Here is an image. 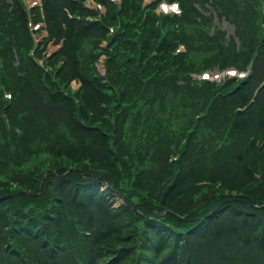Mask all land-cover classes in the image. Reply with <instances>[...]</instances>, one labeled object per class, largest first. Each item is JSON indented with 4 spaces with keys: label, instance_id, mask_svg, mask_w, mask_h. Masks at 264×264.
<instances>
[{
    "label": "trees",
    "instance_id": "16d2710c",
    "mask_svg": "<svg viewBox=\"0 0 264 264\" xmlns=\"http://www.w3.org/2000/svg\"><path fill=\"white\" fill-rule=\"evenodd\" d=\"M84 1L44 0L63 41L46 70L22 1L0 0V264H264V0H99L97 18ZM250 61L223 84L189 74Z\"/></svg>",
    "mask_w": 264,
    "mask_h": 264
},
{
    "label": "rangeland",
    "instance_id": "374dc122",
    "mask_svg": "<svg viewBox=\"0 0 264 264\" xmlns=\"http://www.w3.org/2000/svg\"><path fill=\"white\" fill-rule=\"evenodd\" d=\"M35 1H37V0H25V2L28 3V4H32ZM146 1L150 2L152 0H146ZM92 5L97 6L96 3H92ZM159 10H162V6L159 7ZM166 10H170V8L168 7ZM212 24L215 26V28L217 30H220V33L222 34V36H224V39H226V40H230L231 38L236 36L235 26L233 24H231L228 19L219 18L217 15H213ZM44 33H45L44 31L38 32V34L35 35L36 39L37 40L41 39L43 37ZM57 47L58 46L53 45V44L49 45V49L50 50H54ZM99 67L102 69L101 64H99ZM232 69H234V68H232ZM259 81L256 82V84L259 83ZM72 86H73V90H75V89H77L79 87V84L76 81H72ZM174 102H175L174 98L168 97V104L169 105L174 103ZM163 115L164 116L162 118L165 119V122H168V123H170L171 121L173 122L172 124H169V127L180 126L182 119L177 115L176 110H172V109H170L168 107L167 113L163 114ZM241 235H242V232L237 231L235 233L236 239H238V237H240Z\"/></svg>",
    "mask_w": 264,
    "mask_h": 264
},
{
    "label": "snow or ice",
    "instance_id": "6c2138e0",
    "mask_svg": "<svg viewBox=\"0 0 264 264\" xmlns=\"http://www.w3.org/2000/svg\"><path fill=\"white\" fill-rule=\"evenodd\" d=\"M165 7H166V6H165ZM172 7H173V8H175V7H176V5H175V4H173V5H172Z\"/></svg>",
    "mask_w": 264,
    "mask_h": 264
}]
</instances>
